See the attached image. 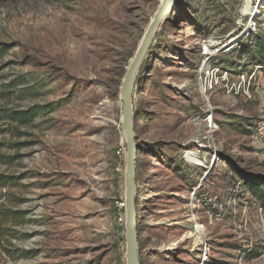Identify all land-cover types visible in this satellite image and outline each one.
<instances>
[{
    "label": "rangeland",
    "instance_id": "rangeland-1",
    "mask_svg": "<svg viewBox=\"0 0 264 264\" xmlns=\"http://www.w3.org/2000/svg\"><path fill=\"white\" fill-rule=\"evenodd\" d=\"M246 1L174 0L137 74L140 264H264L246 182L264 177V0ZM161 3L0 0V264H127L121 87ZM210 67L229 81L204 93Z\"/></svg>",
    "mask_w": 264,
    "mask_h": 264
},
{
    "label": "water",
    "instance_id": "water-1",
    "mask_svg": "<svg viewBox=\"0 0 264 264\" xmlns=\"http://www.w3.org/2000/svg\"><path fill=\"white\" fill-rule=\"evenodd\" d=\"M174 0H162L161 6L153 16L148 29L137 49L132 60L123 85L121 87L122 117L121 125L123 127L127 154L126 168L124 175L125 183V201L126 218L125 231L127 242V264H140L139 261V231L137 226V187L136 171L139 153V144L137 142L135 129L133 126V88L137 74L147 57L152 43L167 17L172 13Z\"/></svg>",
    "mask_w": 264,
    "mask_h": 264
},
{
    "label": "built area",
    "instance_id": "built-area-1",
    "mask_svg": "<svg viewBox=\"0 0 264 264\" xmlns=\"http://www.w3.org/2000/svg\"><path fill=\"white\" fill-rule=\"evenodd\" d=\"M255 12L257 13V10H255ZM255 12H253L252 13V17H250L246 21V23L244 24V27L247 26L248 29L257 30V28H258L257 19L259 18V16L256 17L255 16L256 15ZM215 68H216V70H218L220 72L221 69L218 66H216ZM212 69L210 67V68H208L206 70H202V74L204 75V77L200 78V84H201V86L204 89V91H203L204 93H208V92L213 91L218 84L221 85L226 80L229 81V79H227L225 77L219 78L218 75H217L218 73L213 75L214 72H213V74L211 72V74H210V71ZM262 136H263V139H264V131L262 133ZM126 154H127V152H120V151L118 152L119 158L122 159V161L119 164V168H118L120 174L123 171V168L126 167ZM124 174H125V172H124ZM125 208H126L125 196H121L120 202L118 204V209L120 211V218H119L120 225H124L125 224L126 216L125 215L123 216V212H122L123 209H125ZM123 218H124V221H123Z\"/></svg>",
    "mask_w": 264,
    "mask_h": 264
},
{
    "label": "trees",
    "instance_id": "trees-1",
    "mask_svg": "<svg viewBox=\"0 0 264 264\" xmlns=\"http://www.w3.org/2000/svg\"><path fill=\"white\" fill-rule=\"evenodd\" d=\"M3 46H0V54L5 52V49L2 48ZM258 55V54H257ZM256 55V56H257ZM259 61L260 64H264V45L261 47V50L259 52ZM248 188L253 189L254 193L259 196V199L262 203V206L264 207V177L263 178H247L246 179Z\"/></svg>",
    "mask_w": 264,
    "mask_h": 264
},
{
    "label": "bare ground",
    "instance_id": "bare-ground-1",
    "mask_svg": "<svg viewBox=\"0 0 264 264\" xmlns=\"http://www.w3.org/2000/svg\"><path fill=\"white\" fill-rule=\"evenodd\" d=\"M253 2V0H247L246 1V5H245V12H247V11H249V9L252 7V3ZM188 159L191 161V162H196V163H198L197 162V160H196V158H193V157H190V156H188ZM190 233V232H189ZM191 236H193L192 234H191Z\"/></svg>",
    "mask_w": 264,
    "mask_h": 264
},
{
    "label": "crops",
    "instance_id": "crops-1",
    "mask_svg": "<svg viewBox=\"0 0 264 264\" xmlns=\"http://www.w3.org/2000/svg\"><path fill=\"white\" fill-rule=\"evenodd\" d=\"M125 192V191H124Z\"/></svg>",
    "mask_w": 264,
    "mask_h": 264
}]
</instances>
